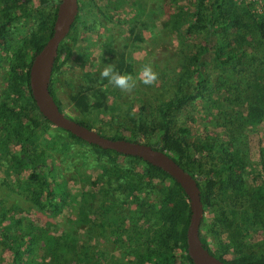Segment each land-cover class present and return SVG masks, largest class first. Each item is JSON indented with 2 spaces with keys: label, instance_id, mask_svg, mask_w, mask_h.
I'll list each match as a JSON object with an SVG mask.
<instances>
[{
  "label": "trees",
  "instance_id": "obj_1",
  "mask_svg": "<svg viewBox=\"0 0 264 264\" xmlns=\"http://www.w3.org/2000/svg\"><path fill=\"white\" fill-rule=\"evenodd\" d=\"M57 1L0 0V264H192L186 197L170 177L87 144L38 113L28 69L51 35ZM102 1L112 10L125 4ZM148 3L141 26L151 27L168 67L163 97L148 105L151 113L141 100L133 117L95 118L96 132L157 147L196 179L198 236L210 255L226 264H264V147L257 137L264 129V13L233 0ZM90 28L77 14L58 45L48 91L61 113L55 83ZM111 43V63L131 74L126 46ZM67 85L76 117L63 114L88 129L95 114L113 111L120 90L90 72ZM195 103L217 121L212 134L204 126L191 132L185 113ZM229 219L232 235L224 231Z\"/></svg>",
  "mask_w": 264,
  "mask_h": 264
},
{
  "label": "rangeland",
  "instance_id": "obj_2",
  "mask_svg": "<svg viewBox=\"0 0 264 264\" xmlns=\"http://www.w3.org/2000/svg\"><path fill=\"white\" fill-rule=\"evenodd\" d=\"M124 2L123 7L118 10H112L111 1L107 3L106 14H110L111 25L98 27L96 36L99 35V37H94L93 33L90 36L89 33L83 44H76L70 55L69 63L55 83L57 97L63 105V113L71 118L76 117V114L70 110L67 104V95L70 92L67 83L70 80L79 81L80 75L83 72L95 73L102 77L100 73L104 67L107 64H111L112 54L108 51L106 45V42H109V40L112 42V45L124 44L126 46V54L132 66L131 75L137 81L136 87L131 92L119 90L117 98L114 99L116 104H113L114 109L110 114L94 115L91 120V129L93 131H96V127L98 126L94 122L95 118L98 121L106 120L110 115H113L121 120L123 117L135 116L138 111V102L141 100L147 104L146 112L151 113V108L148 105L152 107L156 103V100L161 99L163 97L162 94H164L165 74L169 73L168 67L162 60L157 45L150 40L151 27L148 26L145 29L141 26L142 22L147 23L145 21V14H147V10L149 9L148 0H125ZM101 4H103V1ZM88 10L85 8L84 18L86 23L90 25L91 14ZM134 22L136 26L132 28V35L129 36L127 34L128 28ZM135 33L139 34L140 41L138 42H132V37ZM145 64H151L153 70L158 74L157 81L152 85H145L141 82L140 70ZM2 77L3 71L0 70V86L3 82ZM109 103L111 104L110 101ZM199 106L200 104L195 103L194 111L189 108L185 113V117L189 116L194 121L192 124L190 123L191 132L193 134H201L202 126H204L212 134L217 130L214 129L217 121L211 116L204 117ZM257 137L259 138L260 145L264 147V129H259ZM28 217L30 218V216ZM234 230L235 226H233L232 219H229L224 227V231L232 235ZM223 237L225 238V234H223ZM94 244L97 245L96 242Z\"/></svg>",
  "mask_w": 264,
  "mask_h": 264
},
{
  "label": "water",
  "instance_id": "obj_3",
  "mask_svg": "<svg viewBox=\"0 0 264 264\" xmlns=\"http://www.w3.org/2000/svg\"><path fill=\"white\" fill-rule=\"evenodd\" d=\"M77 9V0H58L56 2L51 35L31 59L28 69V87L38 113L52 127L61 129L87 144L123 156L138 158L164 172L180 187L186 197L189 209V220L185 231L186 256L192 264H226L210 255L199 240L198 229L203 213L195 178L190 177L163 152L157 150V147H151L140 142L107 139L96 131L65 117L58 110L49 94L48 85L58 45L68 34L77 15Z\"/></svg>",
  "mask_w": 264,
  "mask_h": 264
},
{
  "label": "clouds",
  "instance_id": "obj_4",
  "mask_svg": "<svg viewBox=\"0 0 264 264\" xmlns=\"http://www.w3.org/2000/svg\"><path fill=\"white\" fill-rule=\"evenodd\" d=\"M100 75L122 91L131 92L136 87L137 81L133 76L128 73L118 72L112 63L107 64ZM140 75L142 78L141 82L145 85H152L158 79V74L153 70L151 64H145L140 70Z\"/></svg>",
  "mask_w": 264,
  "mask_h": 264
},
{
  "label": "flooded vegetation",
  "instance_id": "obj_5",
  "mask_svg": "<svg viewBox=\"0 0 264 264\" xmlns=\"http://www.w3.org/2000/svg\"><path fill=\"white\" fill-rule=\"evenodd\" d=\"M92 4L88 7H83L81 5V0H77V4H78V9H77V14L79 15L81 21H85V18H84V10L85 8L89 9V13L91 14V19H90V36H92V33L94 35V37H99V35L96 36V33H97V30H98V27L100 26H103V27H106L108 24L111 25L110 23V14L107 15L106 14V9H107V3L109 2H104L103 4H101L102 2H100V0H93V2H91ZM100 12L103 13V18L100 16ZM93 17V19H92ZM81 34V31H79L78 33V36L79 38L81 37L80 36ZM109 42H111L109 40ZM107 42V43H109ZM108 49H110V46H107Z\"/></svg>",
  "mask_w": 264,
  "mask_h": 264
},
{
  "label": "built area",
  "instance_id": "obj_6",
  "mask_svg": "<svg viewBox=\"0 0 264 264\" xmlns=\"http://www.w3.org/2000/svg\"><path fill=\"white\" fill-rule=\"evenodd\" d=\"M237 5H244L249 7L251 13L254 15H261L264 13V0H233Z\"/></svg>",
  "mask_w": 264,
  "mask_h": 264
}]
</instances>
